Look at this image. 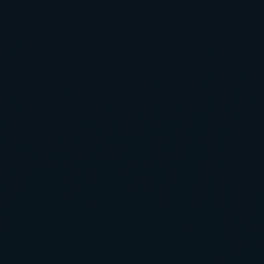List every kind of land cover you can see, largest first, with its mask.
<instances>
[{"label": "water", "instance_id": "water-1", "mask_svg": "<svg viewBox=\"0 0 264 264\" xmlns=\"http://www.w3.org/2000/svg\"><path fill=\"white\" fill-rule=\"evenodd\" d=\"M0 264H264V0H0Z\"/></svg>", "mask_w": 264, "mask_h": 264}]
</instances>
